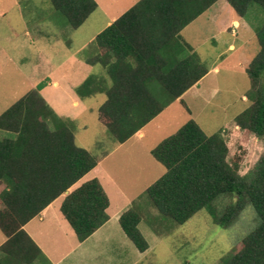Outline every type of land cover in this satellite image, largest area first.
I'll list each match as a JSON object with an SVG mask.
<instances>
[{
	"label": "trees",
	"instance_id": "obj_1",
	"mask_svg": "<svg viewBox=\"0 0 264 264\" xmlns=\"http://www.w3.org/2000/svg\"><path fill=\"white\" fill-rule=\"evenodd\" d=\"M219 0H140L95 38L96 54L88 64L102 66L107 78L90 75L76 88L85 99L105 94L98 121L117 144H123L193 88L209 72L181 32ZM239 17L264 0H226ZM53 8L79 29L98 9L95 0H50ZM260 53L246 67L251 105L235 124L264 140V24L256 31ZM157 84L163 94L158 97ZM38 84L3 114L0 131V264H52L24 226L98 165V158L76 144L73 122L56 114ZM185 106V104H184ZM165 173L145 195L176 225L206 210L220 228L230 227L250 204L259 225L222 264H264V151L255 167L240 174L241 157L230 158L220 134L206 135L190 120L151 150ZM109 198L98 179L68 193L60 211L79 242L109 221ZM138 203L119 218L121 229L141 253L149 249L139 225ZM151 229L157 232L152 223Z\"/></svg>",
	"mask_w": 264,
	"mask_h": 264
},
{
	"label": "rangeland",
	"instance_id": "obj_2",
	"mask_svg": "<svg viewBox=\"0 0 264 264\" xmlns=\"http://www.w3.org/2000/svg\"><path fill=\"white\" fill-rule=\"evenodd\" d=\"M95 1L98 9L75 30L53 8L50 0H0V115L42 82L51 84L50 91H57L53 84L60 78L59 64L69 54L85 58L94 56L97 52L95 37L113 17L123 14L140 0ZM263 24L264 10L260 6L251 5L247 15L241 18L226 0H219L184 28L181 36L193 46L195 44L196 53L211 72L142 129L143 148L137 146L134 150L129 144L120 146L103 163L114 170L113 186L107 185L112 199V221L102 231L101 242L92 239L82 246L80 251H87L81 253L86 256L83 262L222 264L259 225V217L250 204L228 228L215 225L206 210L176 225L159 214L145 191L165 173L150 151L190 120H194L206 135L220 133L224 137L230 158L242 159L241 175L255 167L263 154L264 140L241 130L234 120L251 105V83L245 69L260 53L256 31ZM90 74L107 78L100 65ZM153 88L158 97L163 96L157 84H153ZM76 96L65 102L68 114L75 117L72 126L76 144L102 158L119 147L97 118L106 96L97 94L85 99ZM76 99L78 105L73 104ZM8 136V132L0 131V140ZM136 202L143 214L139 229L149 244V249L143 253L124 234L119 220L114 219L116 213L122 215ZM152 223L157 232L151 229ZM55 236L59 245L54 247L59 254L58 247L64 251L70 249V241L62 230L56 231ZM75 256L77 254L71 259Z\"/></svg>",
	"mask_w": 264,
	"mask_h": 264
},
{
	"label": "crops",
	"instance_id": "obj_3",
	"mask_svg": "<svg viewBox=\"0 0 264 264\" xmlns=\"http://www.w3.org/2000/svg\"><path fill=\"white\" fill-rule=\"evenodd\" d=\"M121 15L117 17H113L108 22V25H110L112 22L118 19ZM238 24L239 23L237 21H234L235 26H238ZM185 41L195 51V48H194L195 44L193 46V44H191L190 41L186 39ZM230 48H233V46L231 45ZM92 57H89V58H92ZM89 58H85L77 54H69L67 58H65L58 66L60 70L59 72L60 78L59 80H56L53 84V86L56 87L57 91L53 92L49 90V86L51 85L50 83H48L47 86L41 91V95L48 102V104L53 108L56 114L62 118L70 120L71 122L75 121V117L74 116L72 117L68 114L69 112L67 110L68 105H66L65 102L69 98H72V96H76L77 93L74 94L76 92V88L80 86L90 75H92L90 74V72L91 73L93 72L94 67L96 65L88 64L87 60ZM215 71L217 72L218 69L216 68ZM210 72L211 70H209L208 74ZM199 82L197 84H199ZM77 100L78 99L73 100L74 105H78L79 101ZM176 101H179V100H176ZM143 135L144 134L142 133V130H141L137 134H135L132 138H130L127 142L123 144H119V147H116L113 150L109 151L104 157L98 158V165L93 170H91L80 181H78L65 195H62L58 199H56L47 208H45L37 217L32 219L30 222H28L24 226L25 231L32 238V240L38 245V247L41 249L43 254L48 258V260L52 264H64L65 262H68V264H81V263L86 264L85 262H83L84 261L83 259L86 258V256L81 255V253L84 254L87 251L85 252L83 250L80 251V249L82 248L83 245L87 244L89 240L96 239L97 241L101 242L102 237H104V236H100L102 234V231H104L106 227L108 226V224L112 221V217H111L112 215L110 211L112 199L109 196L110 192L107 191V185L109 187L113 186L114 181L112 177L114 174V170L112 167L103 165V163H105V161L110 158L111 154L114 153L116 150H118L120 146L129 144V146H133L134 150H136L137 146L142 145L141 139L144 138ZM75 139H76V136H75ZM81 147L83 148L84 146H81ZM141 147L143 148V146ZM142 148L141 150H143ZM150 154H151V151H150ZM95 178L99 180V182L103 186L109 198L110 205L107 210V213L109 215V221L105 225H103L101 228H99L94 234H92L87 240H85L84 242H79L73 229L63 217L60 211V207H61V204L65 196L68 193L78 188L83 183L89 180L95 179ZM0 188L2 190L4 188V185L1 184ZM120 216L121 214L116 213L114 219L119 220ZM66 224L70 226V229L66 227L67 226ZM59 230H62V232L65 234V236L67 237V239L70 241V244H71L70 249L66 251H64L62 247L60 248L58 247V250L60 249V254L58 253L57 250H55V247H54L55 245H59L58 243H56V241H58V238H56L57 236H55V232L56 231L59 232ZM6 241H7V237L0 230V247ZM84 249H87V247L84 246ZM75 254H77V256L71 259ZM0 257H2V255H0Z\"/></svg>",
	"mask_w": 264,
	"mask_h": 264
}]
</instances>
